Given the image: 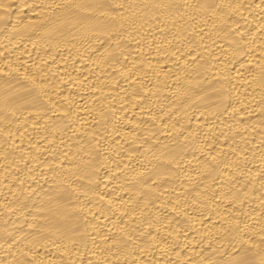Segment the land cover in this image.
<instances>
[{
    "label": "bare ground",
    "instance_id": "1",
    "mask_svg": "<svg viewBox=\"0 0 264 264\" xmlns=\"http://www.w3.org/2000/svg\"><path fill=\"white\" fill-rule=\"evenodd\" d=\"M0 264H264V0H0Z\"/></svg>",
    "mask_w": 264,
    "mask_h": 264
}]
</instances>
